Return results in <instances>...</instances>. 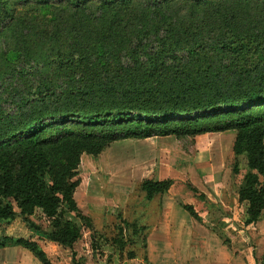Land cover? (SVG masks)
I'll list each match as a JSON object with an SVG mask.
<instances>
[{"label":"trees","instance_id":"trees-1","mask_svg":"<svg viewBox=\"0 0 264 264\" xmlns=\"http://www.w3.org/2000/svg\"><path fill=\"white\" fill-rule=\"evenodd\" d=\"M114 1L100 0L93 12L90 21L97 22L100 32L92 44L81 42L73 52L57 50L59 57L68 58L61 65L87 75L77 72L78 79L59 80L54 88L45 84L49 96L25 108L18 105L11 120L4 114L10 129L0 135H9L0 142V220L21 217L30 229L70 248L75 264H80L74 247L83 226L68 213L88 220L87 226L95 230L74 197L81 157L99 155L122 139L173 135L181 140L235 130V159L244 156L247 164L238 185L239 201L248 204L244 224L264 216V0H243L261 14L254 23L233 9L241 0H207L202 18L189 20L182 34L171 38L163 35V27L173 18L160 1L144 0L136 19L106 13ZM188 1L193 8L202 3ZM72 6L80 9L82 1ZM9 16L13 18L8 10L0 19V33ZM72 17L76 20L78 15ZM130 20L137 23L134 33L127 29ZM41 28L49 36L50 27ZM192 56H197L193 63L187 59ZM232 172H240L237 160ZM174 182L145 179L141 190L150 201L168 192ZM184 208L200 220L192 205ZM39 216L40 222L35 221ZM124 222L129 228L128 220ZM13 245L52 264L37 241L0 237V248Z\"/></svg>","mask_w":264,"mask_h":264},{"label":"rangeland","instance_id":"rangeland-1","mask_svg":"<svg viewBox=\"0 0 264 264\" xmlns=\"http://www.w3.org/2000/svg\"><path fill=\"white\" fill-rule=\"evenodd\" d=\"M73 1L0 0V19L8 10L13 16L2 21L5 27L0 33V135L10 129L4 114L9 115L11 120L18 105L25 108L49 96L45 94V84L50 83L49 88H54L52 84L59 83V80L78 79L79 73L87 75L61 65L68 58L59 57L57 50L65 47L73 52L81 42L87 45L96 40L100 30L95 27L97 22L90 19H93V12L100 0H80V9L72 6ZM124 1L115 0V6L106 13L119 12L122 16L129 15V18L135 19L138 14L141 15L144 0ZM156 1H160L162 10L173 18V22L163 27L166 29L163 35H168L167 38L182 34L189 20H200L207 3V0H202L200 5L193 8L187 0ZM212 1L220 3L222 0ZM246 3L249 2L241 0L232 8L238 15L247 18V22H257L260 12L252 4L244 5ZM73 14L78 15L76 20ZM182 18H185L183 22ZM72 25H75V29ZM41 26L50 27L49 36H45ZM136 26V20H130L128 32L134 33ZM176 40L171 42L176 43ZM205 50L201 56L206 54ZM187 59L193 63L197 56ZM21 98L24 99L22 104L18 102ZM8 136L0 137V142L6 141ZM198 136L181 140L175 136L128 138L113 142L99 155H82L77 175L80 183L74 197L82 213L91 218L95 230L87 226L88 220L68 213L71 220L83 226V236L74 247L77 262L174 264V257H162L154 244L149 251V234L158 227L159 199L148 202L141 190L145 179L172 178L175 182L168 195L192 202L194 209L204 214V225L209 229L215 227L217 236L228 251L241 255L240 264H264V216L256 223L245 225L248 204L238 198V185L246 173L247 164L244 156L235 159L232 148L236 131L228 130V133L212 134L210 137ZM2 148L0 146V152ZM54 159L58 160L59 156L55 154ZM236 160L240 172L234 175L232 167ZM200 194H204V198H200ZM125 201V207L115 212V206ZM41 219V216L34 218L37 222ZM126 220L129 228L124 222ZM34 232L21 217L10 221L0 220V237L40 238ZM7 247L10 248H0V264H43L22 246ZM41 248L52 264H75L70 248L55 242Z\"/></svg>","mask_w":264,"mask_h":264},{"label":"crops","instance_id":"crops-1","mask_svg":"<svg viewBox=\"0 0 264 264\" xmlns=\"http://www.w3.org/2000/svg\"><path fill=\"white\" fill-rule=\"evenodd\" d=\"M218 133L225 134L228 133V131L210 132L198 137H210L209 135ZM171 136L173 135L154 136L149 138ZM171 188L168 192L156 197L159 199L158 227L149 234L150 236L147 244L149 251H151V246L154 244L157 251L162 253V257H167V259L174 257V264H183L187 262L189 264H240L241 255H236L235 252L231 254L229 252L230 250L228 251L223 241L217 236L215 227L212 226V228L209 229L204 225V214L200 210H196L199 212L200 220L193 217L184 208V205H191L192 202L180 200L178 197H174L173 194L171 196L168 195ZM156 198L148 202L154 201ZM125 205L126 201L116 205L115 207L117 208H114L115 212L121 211L122 207H125ZM219 207L222 208L221 206ZM34 233L38 234L40 237L36 238L38 237L36 236V240H34L41 246L54 243L50 241L45 234L38 231ZM9 248L10 247H4L3 249ZM213 255L217 257L213 258Z\"/></svg>","mask_w":264,"mask_h":264}]
</instances>
